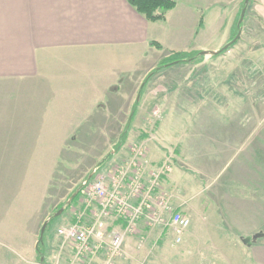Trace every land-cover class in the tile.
I'll return each instance as SVG.
<instances>
[{
	"label": "crops",
	"instance_id": "obj_1",
	"mask_svg": "<svg viewBox=\"0 0 264 264\" xmlns=\"http://www.w3.org/2000/svg\"><path fill=\"white\" fill-rule=\"evenodd\" d=\"M175 1L164 21L149 22L127 0H0V132H6L0 134V154L6 155L5 162L11 160L10 153L30 154L28 149L33 145H28V132L92 131L96 127L94 105L128 103L127 96L137 88V82L169 53L200 51L205 48L201 42L218 34L227 42L245 4L244 0ZM247 24H258L264 32V0H250L241 29ZM243 36L242 31L233 45V58L238 63ZM150 41L158 42L161 49ZM181 67L192 72L196 65H172L158 73ZM259 68L262 73L264 65L233 64V99L243 102L245 95L248 104L260 102L261 112L251 120L261 115L264 121V76L260 85L254 76ZM243 73L246 80L242 84ZM133 74L137 77L132 78ZM176 85V81L165 83V88L151 95L155 86L143 88L140 84L131 104L132 108L138 101L126 141L117 149L115 143L107 152L109 159H105L106 154L96 167L109 175L112 168H126L132 147L142 145L146 163L130 167L128 174L139 173L145 186L143 198L136 199L135 204L144 199L155 206L164 194L173 210L189 218V226L176 241L171 227L149 225L141 217L135 231L125 233L117 260L144 264L152 255L164 256L165 264H264V125L261 132H156L155 139L137 132L131 138L132 124L143 113V101L182 98L175 91ZM144 90H149L145 97ZM111 108L99 111L115 118ZM130 114L131 110L128 117ZM166 161L170 170L160 175L158 187H152L150 173ZM89 177L90 170L84 178ZM13 191L12 183L0 174V196H13ZM13 206V200L5 203L0 217H6ZM69 209L71 223L84 211L81 194ZM96 209L92 206L85 211L84 223ZM143 210L148 212L146 207ZM106 223L108 232L125 230L124 220L114 212ZM166 232L168 238L164 237ZM254 234L263 235L250 245L242 243V238ZM146 238L154 241L146 242ZM98 253L103 256L102 250ZM97 260L95 256L93 261Z\"/></svg>",
	"mask_w": 264,
	"mask_h": 264
},
{
	"label": "rangeland",
	"instance_id": "obj_2",
	"mask_svg": "<svg viewBox=\"0 0 264 264\" xmlns=\"http://www.w3.org/2000/svg\"><path fill=\"white\" fill-rule=\"evenodd\" d=\"M243 27L240 34L244 32L245 40L239 63L234 61L232 47L231 50L217 57L207 54L204 55L205 61L186 64L196 65L192 72L181 67L149 75L146 85L155 86L151 89V95L165 88V83L176 81L178 85L175 91L181 93L182 98L181 96L173 97L174 99L162 97L160 101L158 100L159 102L155 99L150 102L148 98L146 104L143 101L141 106L143 113L137 115L132 124L131 138H135L137 132H146L150 138H154L156 132H171V134L175 132H248L250 129L261 132L264 125L261 115L251 120L253 115L261 112L260 102L248 104L245 95L242 96L243 102L241 98L233 99L235 89L233 64L259 67L264 65V37H262L264 32H261V26L247 24ZM219 35H213L212 38L201 42L205 48L200 51H212L214 48L219 50L224 46L226 41L220 40ZM254 74L257 79L256 84L260 85L264 71ZM242 75L243 78L240 80L243 84L246 74ZM133 77H137V74H133ZM141 83L142 81H138L137 88L128 92L126 101L130 104L94 105L93 117L96 127L92 131L28 132L31 143L28 145H33L28 149V152L31 151L29 155L10 153L11 160L6 163V155L4 152L0 154L1 178L11 182L14 190L13 196L9 194L0 196V210L4 211L5 203L14 201V206L9 208L7 216L0 217V264L40 263L35 256V245L42 223L60 204L68 201L70 192L81 183L89 170L96 167L107 152L114 149L121 125L128 117ZM126 84L130 85L128 82ZM148 91L144 90L143 97ZM240 91L245 89L242 88ZM233 102L238 104L237 107L233 105ZM106 108L113 110L115 118L112 114L99 111ZM123 108H125L124 111H122ZM153 112H156V115H153ZM98 126H101V129L97 130ZM2 133L6 134V132H0L1 135ZM169 152L172 151L169 150ZM170 154L173 158V154ZM26 156L30 159L26 160ZM71 216L72 212L67 209L54 225L51 251L46 258V264H71L74 261L73 245L67 241L63 242L57 234L58 227L69 224ZM169 235L166 232L164 237L168 238ZM152 238H146V242L151 240L152 243L154 241ZM105 239L108 240V234ZM96 257L98 260L93 261V264H102L101 260L104 256L97 253ZM144 258L145 255L141 261H144ZM146 259L144 264H165L164 256L152 258L151 255ZM115 264L122 263L116 259Z\"/></svg>",
	"mask_w": 264,
	"mask_h": 264
},
{
	"label": "built area",
	"instance_id": "obj_3",
	"mask_svg": "<svg viewBox=\"0 0 264 264\" xmlns=\"http://www.w3.org/2000/svg\"><path fill=\"white\" fill-rule=\"evenodd\" d=\"M156 115V112H153ZM130 165L122 168H112L111 173L98 167L90 170V177L84 178L80 183V194L84 211L75 216V221L58 227L57 234L63 242H70L74 249V261L71 264H93V258L101 250L103 251L102 264H115L119 258L125 233H133L136 222L144 217L149 225H161L171 227L176 241L180 240L182 232L189 226L190 220L180 211L172 209L168 196L161 194L155 206L145 203L135 204V200L143 198L145 186L139 173L128 175L130 167L145 165V148L142 145L133 146ZM166 161L156 171H152V187H158L161 174L169 171ZM111 185V187H109ZM122 189L124 191H122ZM97 209L91 212V218L85 222V211ZM148 209L144 213L143 208ZM114 212L117 218L123 219L125 230L107 231L106 218ZM90 220V222H89ZM108 234V240L105 239Z\"/></svg>",
	"mask_w": 264,
	"mask_h": 264
},
{
	"label": "trees",
	"instance_id": "obj_4",
	"mask_svg": "<svg viewBox=\"0 0 264 264\" xmlns=\"http://www.w3.org/2000/svg\"><path fill=\"white\" fill-rule=\"evenodd\" d=\"M127 2L136 12H138L140 15H142L149 22L164 21L167 11L173 9L176 5L175 0H127ZM249 2H250V0L248 1L247 4H244L242 7V9L245 8L244 15L246 13V10L248 9ZM239 16H240V13L237 16L235 24L233 25L232 35H231L230 39L225 44H228V42H230L232 39H234L237 32L241 30L244 17H243V20L241 21V23L238 24ZM237 41H238V38L234 42H232L231 44H228L227 47L222 46L219 49V51L215 55H213L212 57H217L219 55H222L223 53L228 51L230 48H232L233 45ZM150 44L155 46L157 49H161V45L158 42L150 41ZM199 52L200 51L169 53L167 56L161 58L158 61V63L156 64V66L144 78V80L142 81V87L144 88V86L146 85L149 75H151V74L153 75L155 73H158V72L166 69L167 67H170L172 65L197 64V63L202 62L204 56H200ZM142 87H141V89H142ZM141 89H139L138 94H140ZM137 106H138V101H137V103L135 102V104L132 105L131 114L128 117L125 128L122 132H120L118 140L115 144L116 149L118 147H120L126 141L127 134H128V125L130 124V122L132 120V113ZM110 156H111L110 154H107L105 159L108 160ZM80 192H81L80 191V184H78L77 187H75L70 192L69 197H68V201L60 204L49 215V217L44 221V222H46V226H45L44 232L42 234V238L39 239V232H38L37 242L35 245V256L38 259V261H40L39 264H46L45 263L46 258L51 251V245L50 244H51L52 234L54 231L53 228L55 227L54 225L60 219V217L64 214V212L70 208V206L73 204V202L76 201V199L79 197ZM60 208L62 209V212L60 215L56 216L55 213ZM41 258H42V261H41Z\"/></svg>",
	"mask_w": 264,
	"mask_h": 264
},
{
	"label": "water",
	"instance_id": "obj_5",
	"mask_svg": "<svg viewBox=\"0 0 264 264\" xmlns=\"http://www.w3.org/2000/svg\"><path fill=\"white\" fill-rule=\"evenodd\" d=\"M249 0H244V3L247 4ZM244 12H245V8H243L240 12V16H239V19H238V24L241 23V21L243 20V17H244ZM240 36V31L237 32L236 36L234 39H232L230 42H228V44H231L232 42H234L238 37ZM228 44H225L223 47H227ZM219 50H216V51H200L199 52V55L200 56H204V55H210V56H213L215 55ZM62 209L60 208L56 213L55 215H59L61 213ZM45 226H46V222H44L41 227H40V231H39V239L42 238V234L44 232V229H45ZM259 235L261 234H254L252 236H246L244 238L241 239L242 243L243 244H246V245H250V243L255 240ZM41 261H42V258H41Z\"/></svg>",
	"mask_w": 264,
	"mask_h": 264
}]
</instances>
